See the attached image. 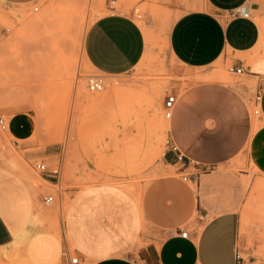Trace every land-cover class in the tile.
<instances>
[{"label": "crops", "instance_id": "crops-1", "mask_svg": "<svg viewBox=\"0 0 264 264\" xmlns=\"http://www.w3.org/2000/svg\"><path fill=\"white\" fill-rule=\"evenodd\" d=\"M166 1L181 10L169 30V50L183 67L200 71L174 93L177 102L168 134L184 160L195 163L183 164L166 149L165 161L178 165L182 180L160 174L142 197L110 185L89 188L70 202L59 231L48 223L37 224L38 196L29 180L0 156L3 261L14 264L11 256L19 254L24 264H70L73 250L80 257L77 264H141L131 250L151 247L157 264H264V258L252 253L243 259L236 255L245 246L241 212L248 172L232 163L248 145L249 157L264 173V20L254 16L263 12L262 0ZM242 10H249L250 16H243ZM146 45L145 31L132 14L108 12L90 23L84 50L95 69L120 74L140 62ZM217 62L244 65L248 80L255 82L220 80L225 72ZM197 75L207 79L196 80ZM260 88L262 113L257 122L248 99ZM28 121L15 117L9 125L23 137ZM197 172L198 181L190 180L193 186L183 179V174L195 178ZM165 225L173 228L162 237ZM181 229L189 230L187 237ZM25 234L27 241L17 251L14 243ZM146 239L150 242L141 244Z\"/></svg>", "mask_w": 264, "mask_h": 264}, {"label": "rangeland", "instance_id": "rangeland-1", "mask_svg": "<svg viewBox=\"0 0 264 264\" xmlns=\"http://www.w3.org/2000/svg\"><path fill=\"white\" fill-rule=\"evenodd\" d=\"M262 4L263 12L254 15L259 21L264 20V0ZM180 11L166 0H0V113L10 121L23 116L29 120L23 137L10 125L0 126V156L29 180L38 196L37 224L48 223L61 231L70 202L95 186L110 185L142 197L160 174H175L182 180L178 165L164 158L169 136L165 100L200 71L183 67L169 50V30ZM108 12L132 14L145 31V54L128 72L99 71L85 53L90 23ZM216 64L232 83L255 82L246 74L230 73V62ZM90 75L104 78V90L87 88ZM252 114L259 122V116ZM50 137L55 141L49 142ZM42 159L51 165L62 162L59 179L50 183L36 169L35 163ZM232 163L248 172L241 255L264 258V173L249 157L248 145ZM41 193H52L55 200L45 204ZM166 202L171 203L170 198ZM172 228L163 226L162 237ZM131 252L141 264H157L151 247ZM75 255L71 250L70 258ZM13 261L24 264L15 255ZM0 264L9 263L0 258Z\"/></svg>", "mask_w": 264, "mask_h": 264}, {"label": "built area", "instance_id": "built-area-1", "mask_svg": "<svg viewBox=\"0 0 264 264\" xmlns=\"http://www.w3.org/2000/svg\"><path fill=\"white\" fill-rule=\"evenodd\" d=\"M113 2H115V0H113ZM35 9H38V6L35 7ZM241 14L245 17H249L250 16V12L249 10H242L240 11ZM236 11H233L232 14H236ZM139 16H141V14H138ZM6 29L8 30L9 28L6 27ZM228 70L230 73L235 74V75H241V74H246V69L244 65H238V64H231L228 67ZM106 87V83L105 80L102 76L100 75H90L87 78V88L92 91V92H98V91H102L104 90V88ZM263 100V90L262 88L258 89L257 91L254 92V94L252 95V97L250 98V102H251V109H252V113H254L255 115L260 116L262 111H261V103ZM177 102V95L174 93H170L166 100H165V116L167 118H171V116L173 115V111L175 108ZM10 120L9 118L4 114V113H0V126L2 129H7L9 126ZM166 149L174 152L177 156V158L179 160H182L183 164L189 165L192 163H195L192 159H187L184 160V154L181 151L178 143L173 140V138H171L170 136L167 137L166 139ZM36 169L41 172L42 176L45 177L48 180H54V179H59L61 174H62V162L59 161L56 164H49L45 159H42L38 162L35 163ZM197 174V177H193L188 173L183 174V179L184 180H194L196 179V181H198L199 178V172L195 173ZM43 202L45 204H50L51 202H53L55 200V195L52 193L49 194H44L43 195ZM189 230H183L181 229V235L187 237ZM237 258L238 259H243V256L241 255L240 251L237 250L236 252ZM79 255H75L72 256L70 258V262L72 264H77L79 263Z\"/></svg>", "mask_w": 264, "mask_h": 264}, {"label": "bare ground", "instance_id": "bare-ground-1", "mask_svg": "<svg viewBox=\"0 0 264 264\" xmlns=\"http://www.w3.org/2000/svg\"><path fill=\"white\" fill-rule=\"evenodd\" d=\"M217 78H219L220 80H223V81H225V82H231L230 80H229V78H228V76L227 75H225V74H221L220 76H218ZM232 83V82H231ZM169 119V118H168ZM39 125V124H38ZM168 125H169V121L166 123V128L168 129ZM60 128H62V127H60ZM58 140V139H57ZM53 141H55V138L54 137H50V140H49V142H53ZM261 185H263L262 183H260L259 184V187L261 186ZM264 187V186H263ZM27 236H28V234H25L23 237H21L19 240H17L15 243H14V246H15V249L17 250V251H19L18 249L20 248V245H22V244H24L26 241H27ZM21 249V248H20ZM15 252V251H14ZM16 254V253H15ZM24 257L23 258H25V255H23ZM12 258H13V256H11ZM19 257V254H16L15 255V258H18Z\"/></svg>", "mask_w": 264, "mask_h": 264}]
</instances>
